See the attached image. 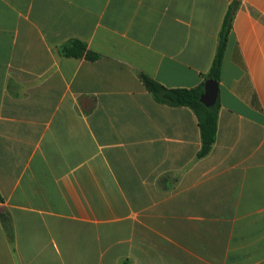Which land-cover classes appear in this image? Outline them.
Returning <instances> with one entry per match:
<instances>
[{
	"label": "crops",
	"instance_id": "1",
	"mask_svg": "<svg viewBox=\"0 0 264 264\" xmlns=\"http://www.w3.org/2000/svg\"><path fill=\"white\" fill-rule=\"evenodd\" d=\"M232 1L0 0V264H264V0L233 16L206 156L136 74L199 86Z\"/></svg>",
	"mask_w": 264,
	"mask_h": 264
},
{
	"label": "trees",
	"instance_id": "2",
	"mask_svg": "<svg viewBox=\"0 0 264 264\" xmlns=\"http://www.w3.org/2000/svg\"><path fill=\"white\" fill-rule=\"evenodd\" d=\"M241 0H233L229 5L226 15L223 19L219 32L218 45L212 65L205 75L204 81L193 89H166L156 83L150 77L143 73H136L137 77L143 84L148 93L160 104H166L174 107H187L191 109L197 117L200 130L201 148L198 152V158L206 156L212 148L216 137L217 115L219 110L218 98L215 105L206 108L200 103V96L203 94V86L206 80H213L219 83L220 67L224 50L227 44L228 35L231 29V22L236 10L239 8ZM58 54L66 58L84 59L88 61H96L99 55L90 51L87 45L77 39H70L60 45Z\"/></svg>",
	"mask_w": 264,
	"mask_h": 264
},
{
	"label": "water",
	"instance_id": "3",
	"mask_svg": "<svg viewBox=\"0 0 264 264\" xmlns=\"http://www.w3.org/2000/svg\"><path fill=\"white\" fill-rule=\"evenodd\" d=\"M218 98V85L213 80H206L203 86V94L200 96V103L206 108L215 105Z\"/></svg>",
	"mask_w": 264,
	"mask_h": 264
}]
</instances>
